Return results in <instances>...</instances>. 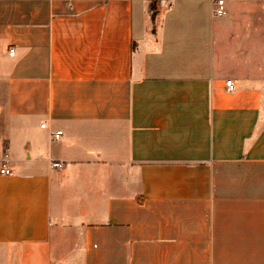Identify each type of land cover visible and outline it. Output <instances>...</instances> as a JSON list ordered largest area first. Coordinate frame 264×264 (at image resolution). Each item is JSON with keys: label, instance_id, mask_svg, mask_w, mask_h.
<instances>
[{"label": "crops", "instance_id": "1", "mask_svg": "<svg viewBox=\"0 0 264 264\" xmlns=\"http://www.w3.org/2000/svg\"><path fill=\"white\" fill-rule=\"evenodd\" d=\"M226 9L0 0V264H264V0Z\"/></svg>", "mask_w": 264, "mask_h": 264}, {"label": "built area", "instance_id": "2", "mask_svg": "<svg viewBox=\"0 0 264 264\" xmlns=\"http://www.w3.org/2000/svg\"><path fill=\"white\" fill-rule=\"evenodd\" d=\"M212 3V13L214 16L217 17H223L227 14V9H226V4L228 0H209ZM10 53L13 55L14 54V50L11 49ZM226 86L228 88L229 91L234 90V85L232 83V81H227L226 82ZM44 126V125H43ZM63 134L62 131H57L52 138L53 139H59L60 136ZM64 166L63 162L60 161H56L52 163V167L53 168H62ZM0 172L2 174L5 175H10L11 174V169L8 168L7 166H4L1 168Z\"/></svg>", "mask_w": 264, "mask_h": 264}, {"label": "trees", "instance_id": "3", "mask_svg": "<svg viewBox=\"0 0 264 264\" xmlns=\"http://www.w3.org/2000/svg\"><path fill=\"white\" fill-rule=\"evenodd\" d=\"M154 6H155V5L153 4V5H152V8H154Z\"/></svg>", "mask_w": 264, "mask_h": 264}]
</instances>
